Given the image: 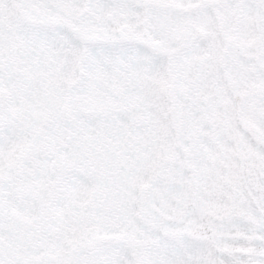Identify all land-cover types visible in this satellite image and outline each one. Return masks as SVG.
Masks as SVG:
<instances>
[{"label":"snow or ice","instance_id":"snow-or-ice-1","mask_svg":"<svg viewBox=\"0 0 264 264\" xmlns=\"http://www.w3.org/2000/svg\"><path fill=\"white\" fill-rule=\"evenodd\" d=\"M0 264H264V0H0Z\"/></svg>","mask_w":264,"mask_h":264}]
</instances>
